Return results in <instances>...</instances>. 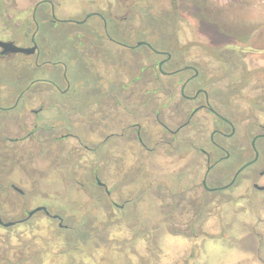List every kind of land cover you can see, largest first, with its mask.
<instances>
[{
    "label": "flooded vegetation",
    "instance_id": "af4514ba",
    "mask_svg": "<svg viewBox=\"0 0 264 264\" xmlns=\"http://www.w3.org/2000/svg\"><path fill=\"white\" fill-rule=\"evenodd\" d=\"M56 3L36 2L32 21L0 22V31L17 25L23 35L1 42L24 49L37 45L32 54L0 46V67L14 68L11 77H0V238L19 237L35 220L57 223L61 233L80 234L55 211L64 204L49 198V193L65 190L66 176L48 179L78 173L76 179L69 177L84 199L78 203L81 208L103 211L104 222L112 225L136 222L130 229L136 243L126 254L131 264H195L199 244L191 239L222 237L230 228L242 238L255 233L257 246L242 247L233 240L229 264H264V124L252 118L246 127L226 113L223 106L232 102L233 93H223L224 102H219L216 87L199 82L203 76L195 64L180 67L172 50L157 39L127 31L130 23L124 17L106 14L109 5L97 4L98 10L83 19L62 21L88 26L68 42L73 61L54 58L44 35L61 22ZM92 17L99 21L90 23ZM88 35L92 41L86 43ZM46 66L57 69L40 75ZM239 137L246 144L243 154L229 148ZM179 142L185 149L174 151ZM233 157L241 164L215 173ZM191 166L195 169L188 173ZM164 170L173 182L165 179ZM82 174L92 180L81 181ZM40 189L45 190L42 195ZM224 202L236 207L242 219H227ZM210 204L216 211L212 215L226 223L212 236L203 224ZM80 212L73 215L77 221L90 219ZM195 221L202 222L198 230ZM161 228L173 246L156 240ZM92 250L83 249L80 254L88 261L78 264H101L103 253ZM19 261L5 264L30 263Z\"/></svg>",
    "mask_w": 264,
    "mask_h": 264
},
{
    "label": "rangeland",
    "instance_id": "374dc122",
    "mask_svg": "<svg viewBox=\"0 0 264 264\" xmlns=\"http://www.w3.org/2000/svg\"><path fill=\"white\" fill-rule=\"evenodd\" d=\"M38 1L0 0V22L32 21L31 10ZM91 1L58 0L59 4L56 3L55 16L61 22L55 25L52 33L47 32L44 35V40L47 44L49 43L54 58L61 57L64 60L73 61L72 52L67 46L68 42L72 40L76 30L88 26L62 21L83 19L98 10L97 4L105 8L109 5L108 7L112 9L111 11L106 9V14L113 17H124L123 21L130 23L127 31L157 39L162 48L172 50L175 59L180 62V67L195 64L203 76L199 82L205 85L211 82L217 89L215 94L219 102H224L223 93L225 95L233 93L232 102L223 106L226 113L243 121L246 127L249 125L248 122L252 123V118H257L259 123L264 124V0H96L97 4ZM42 9H47V6L43 5ZM96 21L99 19L95 17L89 20L90 23ZM147 25H150L152 29H146ZM9 26L10 29L0 31V41L17 38L19 35L23 36L22 28H18L17 25ZM152 31L155 32L153 35H151ZM84 40L89 43L92 41V36L88 35ZM112 46L121 49L123 53L132 52V50L114 44ZM13 69L9 65L0 67V77L3 75L5 78L11 77ZM52 69L57 68L42 67L39 73L45 76ZM72 75L76 77L74 73ZM204 77H207L209 81H203ZM164 97L162 93L161 104ZM239 127L241 131H244V126ZM193 140L197 141L198 145L201 143L196 134L193 135ZM236 140H238L236 141L238 147L229 148L238 154H243L242 151L246 144L240 137ZM179 145L172 149L183 151L185 145L181 142ZM171 157L172 155L162 156L161 161L169 160ZM241 162L240 158L233 157L228 163L220 164L215 173L219 174L229 167L235 169ZM193 169L195 166L187 167L186 171L189 173ZM84 174L80 175L81 181L92 180ZM78 175L77 173L73 176L65 172L56 177L49 175L48 179L56 178L55 180L59 181L66 176L63 179L66 182L65 190L57 191L59 194L49 193V198L51 201L64 204L62 208H55V211L64 215L66 225H70L73 227L72 230L81 233H61L57 223L32 221L21 234H17L19 237L15 239L5 234L2 235L0 264H5L10 260L19 261L20 256L19 263L30 261L29 264H78L88 261L87 256L84 258L80 254L83 249L88 253L92 249L102 252L104 257L99 261L101 264H131V256L126 254L130 245L135 241L130 229L135 227L136 222L122 220L112 225L110 222H104L103 211H95V208L87 205L81 208L78 203L84 199L78 194L77 189H72L71 182L73 181L69 177L78 178ZM163 175L167 181L173 182L167 171L164 170ZM100 176L104 179L106 175L101 174ZM39 191L42 195L45 190L40 189ZM228 197H225V201H228ZM227 203L229 202H224L222 206L227 219H242V216H238L236 207L227 205ZM78 208L83 213H89L90 219L85 222L77 221L73 215L79 213ZM208 209L209 216L203 224L204 228L210 231L209 236H212L211 233L217 234L221 225L226 223L216 215H212L216 213L214 205L210 204ZM193 223L196 230L200 229L201 221ZM110 230L114 231V235H111ZM91 232L95 233L91 234ZM88 234L95 237L85 238ZM79 235L85 238L83 240L89 241L78 239ZM165 235L166 233L161 228L157 235L160 238L156 239L162 240L161 245L164 242V246L168 245V241H165L168 237ZM222 235V237L191 239L192 244H199L195 264H229L232 258L233 240H237L242 247L255 248L257 246L255 245V233L250 232L246 238H242L241 233L230 228L224 230ZM133 264L136 262L133 261Z\"/></svg>",
    "mask_w": 264,
    "mask_h": 264
},
{
    "label": "water",
    "instance_id": "95a60500",
    "mask_svg": "<svg viewBox=\"0 0 264 264\" xmlns=\"http://www.w3.org/2000/svg\"><path fill=\"white\" fill-rule=\"evenodd\" d=\"M0 46L4 47L6 50L9 51H14V52H22V53H27V54H32L36 51L37 49V45L34 44V47L32 49H24V48H19L14 46L13 44H9V43H4L0 41ZM249 165V164H248ZM248 165L244 166L241 171L246 168Z\"/></svg>",
    "mask_w": 264,
    "mask_h": 264
}]
</instances>
